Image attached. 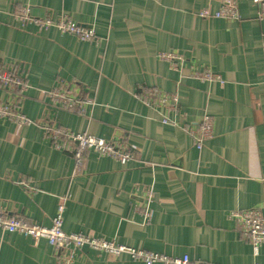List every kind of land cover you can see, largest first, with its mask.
I'll list each match as a JSON object with an SVG mask.
<instances>
[{
  "label": "crops",
  "instance_id": "0c3cea01",
  "mask_svg": "<svg viewBox=\"0 0 264 264\" xmlns=\"http://www.w3.org/2000/svg\"><path fill=\"white\" fill-rule=\"evenodd\" d=\"M221 2L0 0V68L27 83L20 98L0 89V103L31 120L19 127L0 117V213L49 227L63 203L66 233L143 254L264 264V244L255 256L231 217L249 209L264 217V16L253 0H237L238 20L199 16ZM63 17L96 40L58 29ZM167 52L183 58L181 69L160 58ZM205 69L222 80L200 81L194 71ZM141 87L177 95L172 123L136 97ZM59 90L86 101L83 112L57 107L50 94ZM203 113L214 125L199 150L186 127ZM46 124L118 142L135 157L122 165L88 151L77 170ZM68 255V264H145L88 246L59 253L0 228V264H63Z\"/></svg>",
  "mask_w": 264,
  "mask_h": 264
},
{
  "label": "built area",
  "instance_id": "2783aa9c",
  "mask_svg": "<svg viewBox=\"0 0 264 264\" xmlns=\"http://www.w3.org/2000/svg\"><path fill=\"white\" fill-rule=\"evenodd\" d=\"M255 4L261 6L262 15L264 16V0H253ZM24 16L28 11L23 10ZM199 16L202 18H216L223 20H238L239 7L237 0H222L221 6L217 11L203 9ZM35 21L41 27L54 25L50 19H30ZM56 27L63 32L72 34L84 42L95 41V33L93 30L86 29L75 23L68 17H63ZM160 58L170 64L174 69H181L183 58L173 52H167L160 55ZM194 75L202 82L221 81L222 78L212 71L197 70ZM27 83L24 78L16 75L13 71L0 68V89L6 91L9 99L17 98L24 93ZM54 104L66 111L82 113L84 105L87 103L80 97L70 94L68 91H55L50 94ZM136 97L143 101L147 106L159 109L163 112L162 122L166 124L172 123V116L179 113V99L176 94H167L157 89H144L136 93ZM0 117L15 123L19 127L26 126L31 120L19 109V106L10 103H0ZM214 119L207 113H203L196 128L186 127L196 143V147L201 150L203 144L212 137ZM45 131L56 147L61 148L65 153H70L75 161L77 170L83 166L88 151H95L100 155L112 157L125 165L135 157V153L126 149L118 142L106 141L87 133H72L59 127L46 124ZM65 211L62 203L58 208V213L53 219L52 225L49 227L37 225L28 222L20 217H8L0 213V228L7 230L8 233H17L24 237L35 240H46L55 251L65 253L72 251L73 247L82 248L88 246L97 251H103L112 255H119L122 252H129L133 257L144 256L145 264H153L156 261L162 264H212L201 260H193L188 255L183 257H172L167 255H157L137 252L133 249L115 245L103 239L89 237L84 234L66 233L63 230V213ZM231 217L238 221L241 231L252 246L253 253L258 256L261 246L264 244V217L259 209H249L243 211H235ZM68 264L71 261V255L65 256ZM258 264V263H255Z\"/></svg>",
  "mask_w": 264,
  "mask_h": 264
},
{
  "label": "trees",
  "instance_id": "16d2710c",
  "mask_svg": "<svg viewBox=\"0 0 264 264\" xmlns=\"http://www.w3.org/2000/svg\"><path fill=\"white\" fill-rule=\"evenodd\" d=\"M144 89H155V88H147V87H141L139 90H137V93L143 91Z\"/></svg>",
  "mask_w": 264,
  "mask_h": 264
}]
</instances>
